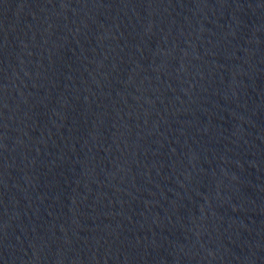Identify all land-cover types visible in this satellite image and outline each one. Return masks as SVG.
<instances>
[{
    "label": "water",
    "instance_id": "1",
    "mask_svg": "<svg viewBox=\"0 0 264 264\" xmlns=\"http://www.w3.org/2000/svg\"><path fill=\"white\" fill-rule=\"evenodd\" d=\"M0 264H259L95 0H0Z\"/></svg>",
    "mask_w": 264,
    "mask_h": 264
}]
</instances>
